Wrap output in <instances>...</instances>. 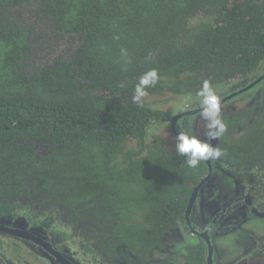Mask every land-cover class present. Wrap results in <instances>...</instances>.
<instances>
[{
  "label": "trees",
  "instance_id": "trees-1",
  "mask_svg": "<svg viewBox=\"0 0 264 264\" xmlns=\"http://www.w3.org/2000/svg\"><path fill=\"white\" fill-rule=\"evenodd\" d=\"M263 63L264 0H0V199L59 215L110 259L124 246L171 264L152 253L205 164L189 168L175 138L147 144L172 118L134 104L135 85L156 69L148 95L198 94ZM183 264L206 254L190 245Z\"/></svg>",
  "mask_w": 264,
  "mask_h": 264
},
{
  "label": "flooded vegetation",
  "instance_id": "flooded-vegetation-1",
  "mask_svg": "<svg viewBox=\"0 0 264 264\" xmlns=\"http://www.w3.org/2000/svg\"><path fill=\"white\" fill-rule=\"evenodd\" d=\"M225 84L228 90L218 96L221 118L228 127L211 141L223 155L204 161L185 223L165 236V247L152 253L154 262L177 264L167 257L155 258L157 253L166 256L176 251L183 264L188 247L196 245L205 252L206 264H264V230L253 227L254 220L264 218V63L253 75ZM240 104L246 107L241 109ZM187 110L194 113L173 121ZM179 113L171 119L173 136L190 131L205 140L200 103ZM33 210L23 201L0 199V264H128V256L138 264H150L124 246L119 258L110 259L94 244L85 246L72 227L56 222L59 215L54 218ZM231 235H238L232 244H220ZM27 253L34 259L30 261Z\"/></svg>",
  "mask_w": 264,
  "mask_h": 264
},
{
  "label": "clouds",
  "instance_id": "clouds-1",
  "mask_svg": "<svg viewBox=\"0 0 264 264\" xmlns=\"http://www.w3.org/2000/svg\"><path fill=\"white\" fill-rule=\"evenodd\" d=\"M126 55V50H122ZM160 77L156 69H151L139 77L135 85L132 102L143 106V100L148 95L147 89L155 86ZM200 98L201 117L205 121V140H201L190 131H180L175 136V151L186 158L189 168H196L202 161L219 159L223 152L218 146H213L211 141L219 139L226 131L227 124L221 118L222 103L212 87L210 81L204 80L198 91Z\"/></svg>",
  "mask_w": 264,
  "mask_h": 264
},
{
  "label": "rangeland",
  "instance_id": "rangeland-1",
  "mask_svg": "<svg viewBox=\"0 0 264 264\" xmlns=\"http://www.w3.org/2000/svg\"><path fill=\"white\" fill-rule=\"evenodd\" d=\"M212 87L214 88L215 92L217 95H219L220 93H224L228 90V84L226 85H222V84H211ZM146 101H148L149 103H151L153 106L163 109L165 110L170 118H172L174 115H176L177 113H179L180 111L185 110L186 108L190 107V106H196L198 103H200V98L198 97V94H188V95H177V94H164V95H148L145 97ZM241 109H244L246 106L244 104H240L239 106ZM173 130L171 128V119L167 120L166 122L163 123H153L151 124L148 128H147V136H146V142L147 144H151L152 142L155 141V139L159 136H166L168 139H173L175 138V136H173ZM7 206V205H6ZM46 214V213H45ZM50 215H53L52 213H50ZM58 220L60 221V217H58ZM51 221V219H50ZM49 221V222H50ZM253 227L254 228H261L264 230V218L263 219H256L254 220L253 223ZM62 228V226L60 227ZM66 228V227H65ZM234 237H238V235H231L228 236L225 239H222V241L220 242L221 245L223 246H228L230 244H232V242L235 240ZM186 240V239H185ZM237 242V241H235ZM186 244V241L184 242ZM184 244V245H185ZM7 245V244H6ZM79 248V247H78ZM3 251V249H0ZM119 251L124 252V249L121 248ZM5 252H9V251H5ZM176 252V251H174ZM169 253L168 255L164 256V255H159L158 253L155 254V258H159V257H167L170 260H173L175 263L177 264H181V259H177L179 258L180 254L179 253ZM227 252L224 254L226 255ZM27 258L31 261L34 258L31 257V255H29L27 253ZM129 259V263L128 264H138V262L131 256L127 257ZM181 260V261H180ZM37 261V260H34Z\"/></svg>",
  "mask_w": 264,
  "mask_h": 264
},
{
  "label": "water",
  "instance_id": "water-1",
  "mask_svg": "<svg viewBox=\"0 0 264 264\" xmlns=\"http://www.w3.org/2000/svg\"><path fill=\"white\" fill-rule=\"evenodd\" d=\"M192 113H194V111H189V110H187V111L181 112V113L177 114V115L174 117L173 121L175 122L177 119L181 118L182 116H186V115H189V114H192ZM198 189H199V187H197V188L195 189V191H194V195L192 196V198H191V200H190V203H189V206H188V209H187V215H188V212H189V210L191 209V206H192V204H193V202H194V196H195L196 192L198 191Z\"/></svg>",
  "mask_w": 264,
  "mask_h": 264
}]
</instances>
